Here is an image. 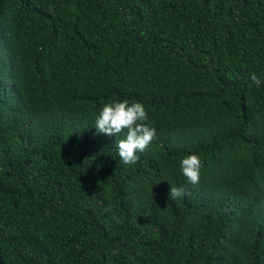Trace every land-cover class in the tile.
<instances>
[{
	"label": "trees",
	"instance_id": "obj_1",
	"mask_svg": "<svg viewBox=\"0 0 264 264\" xmlns=\"http://www.w3.org/2000/svg\"><path fill=\"white\" fill-rule=\"evenodd\" d=\"M253 74L264 0H0V264H264ZM112 100L157 130L133 165L94 127Z\"/></svg>",
	"mask_w": 264,
	"mask_h": 264
},
{
	"label": "clouds",
	"instance_id": "obj_2",
	"mask_svg": "<svg viewBox=\"0 0 264 264\" xmlns=\"http://www.w3.org/2000/svg\"><path fill=\"white\" fill-rule=\"evenodd\" d=\"M252 82L257 87L264 84V80L253 74ZM148 115L143 103L127 100H112L104 103L95 116L97 133L123 138L115 141V147L120 161L125 165H133L139 159L138 154L148 148L156 137L157 130L148 123ZM180 172L193 185L199 183L201 173V159L192 153L183 156L179 162ZM186 195L182 187H172L168 198L173 201L181 200Z\"/></svg>",
	"mask_w": 264,
	"mask_h": 264
}]
</instances>
